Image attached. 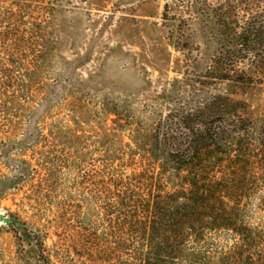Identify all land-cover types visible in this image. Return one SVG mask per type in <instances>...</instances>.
<instances>
[{"label": "rangeland", "instance_id": "rangeland-1", "mask_svg": "<svg viewBox=\"0 0 264 264\" xmlns=\"http://www.w3.org/2000/svg\"><path fill=\"white\" fill-rule=\"evenodd\" d=\"M174 3L0 0V213L20 226L0 221V264H28L19 246L23 230L35 232L47 264H142L149 248L144 226L152 221L147 207L151 211L157 195L172 188L150 153V130H142L144 137L133 142L134 132L122 129L115 115L95 113L105 112L96 97L63 94L40 122V142L23 149L21 141L31 110L48 93L61 60L84 52L89 44L91 68L118 42L138 51L129 45L137 40L130 29L142 19L158 22L164 5L170 9ZM53 34L55 56L41 61ZM196 53L171 49L166 80L181 78L187 59ZM104 62L105 77L133 76L127 64L113 57ZM78 71L85 75L84 69ZM148 71L158 81V71ZM252 83L244 89L245 102L237 113L254 122L264 117V74ZM250 133L243 135L239 158L225 155L220 169L206 173L226 187L201 210L205 213L199 220L183 228L184 236L169 238V244L175 243L173 256H193L192 264H211L215 254L221 257L219 264H264V166ZM16 165L21 179L10 184ZM212 225L217 228L207 229ZM165 261L180 264L176 258Z\"/></svg>", "mask_w": 264, "mask_h": 264}, {"label": "trees", "instance_id": "trees-1", "mask_svg": "<svg viewBox=\"0 0 264 264\" xmlns=\"http://www.w3.org/2000/svg\"><path fill=\"white\" fill-rule=\"evenodd\" d=\"M176 1L170 9L169 4L164 5L158 22L142 19L140 26L130 29L137 40L129 45L138 47V51L124 49L118 42L108 48L97 67L91 68L93 52L89 44L84 52L61 60L48 93L31 110L28 133L21 141L23 149H33L40 142V122L63 94L96 97L105 112L95 113L115 115L122 121V129L134 132L132 136L130 133L133 142L144 137L142 130H150V153L172 188L164 196L157 195L151 211L147 207L152 221L144 226L149 248L143 253L142 264H165L166 258H176L180 264L194 262L193 256H173L175 243L169 244V238L184 236L183 228L199 220L205 213L201 210L226 187L225 182L213 180L206 173L220 169L225 155L232 153L239 158L237 151L243 146L244 133L253 135L258 161L264 166V117L252 122L237 113L242 112L245 102L244 89L264 74V0ZM181 9L183 14H179ZM130 23L133 27L135 20ZM57 42L55 34L50 35V49L41 54V61L47 56L52 60L55 54L51 46L56 47ZM171 49L197 53L187 59L188 68L181 78L166 80ZM108 56L127 64L133 76H103ZM148 67L158 71V81L150 78ZM80 69H84V76ZM14 171L10 184L21 179L17 165ZM213 259L211 264L221 261L218 254Z\"/></svg>", "mask_w": 264, "mask_h": 264}, {"label": "flooded vegetation", "instance_id": "flooded-vegetation-1", "mask_svg": "<svg viewBox=\"0 0 264 264\" xmlns=\"http://www.w3.org/2000/svg\"><path fill=\"white\" fill-rule=\"evenodd\" d=\"M9 220L12 222L11 224H7L9 226L17 223L14 219L9 218ZM22 236V238L20 237L19 246L20 252L24 256V260L28 264H47L35 232L30 231L29 233V231L27 232V230H23Z\"/></svg>", "mask_w": 264, "mask_h": 264}, {"label": "water", "instance_id": "water-1", "mask_svg": "<svg viewBox=\"0 0 264 264\" xmlns=\"http://www.w3.org/2000/svg\"><path fill=\"white\" fill-rule=\"evenodd\" d=\"M0 221H2L5 224H11L12 222L9 220L8 216H5L3 213H0ZM14 225L19 228L18 223H14Z\"/></svg>", "mask_w": 264, "mask_h": 264}]
</instances>
